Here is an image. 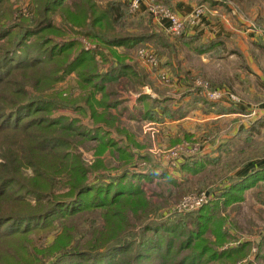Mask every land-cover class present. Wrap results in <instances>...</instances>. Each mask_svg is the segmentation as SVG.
Returning <instances> with one entry per match:
<instances>
[{
    "label": "trees",
    "instance_id": "trees-1",
    "mask_svg": "<svg viewBox=\"0 0 264 264\" xmlns=\"http://www.w3.org/2000/svg\"><path fill=\"white\" fill-rule=\"evenodd\" d=\"M19 1L0 0V264H150L151 258L161 264H234L246 257L247 243L219 251L218 242L209 239L215 234L209 216H219L218 206L202 208L188 222L143 225L151 218L145 212L142 228L133 233L128 213L136 209L127 207L144 203L147 211L155 206L141 199L132 182L152 174H133L123 161L121 174L96 184L89 176L106 166L89 168L77 154L74 135L118 146L110 132L115 125L108 119V85L136 70L117 48H135L156 36L125 33L128 12L121 1L32 0L35 14L13 22ZM57 15L67 30L54 23ZM81 36L107 49L116 65L104 51L86 50ZM107 65L111 70L105 72ZM72 75L79 79L80 94L64 97L56 88ZM60 109L93 117L95 123L87 128L79 118L59 114ZM149 112L155 113L153 108ZM118 149L128 153L127 147ZM260 182L264 169L236 180L223 196L238 199ZM96 216H104V223L98 224ZM89 224L90 232L83 233ZM221 227L218 240H228ZM58 230L50 245H40ZM188 249L191 253L181 257ZM263 250L264 239L259 255Z\"/></svg>",
    "mask_w": 264,
    "mask_h": 264
},
{
    "label": "rangeland",
    "instance_id": "rangeland-1",
    "mask_svg": "<svg viewBox=\"0 0 264 264\" xmlns=\"http://www.w3.org/2000/svg\"><path fill=\"white\" fill-rule=\"evenodd\" d=\"M97 1L101 5L123 2L128 12L125 28L122 27L125 33H150L156 38L135 48H117L136 70V74L108 85L109 107L105 105L109 108L108 119L115 125L110 132L118 146L109 141L103 143L79 135L73 137L77 154L86 166L94 168L99 163L103 168L106 166L104 171L92 172L90 181L108 183L111 176L121 174V164L126 161L124 165L129 164L131 173L152 174L132 182L140 188L141 199L155 206H150L147 211L141 207L144 203H132L127 207L136 209L128 213L133 233L152 221L188 222L202 208L218 206L219 216H209L214 211L207 214L215 227V234L209 239L218 242L219 251L238 249L245 243L250 245L246 257L234 264H264V250L259 255V244L264 239V182L240 194L238 199L228 201L223 196L236 180L264 169V55H258L256 48L264 49V45L252 44L250 60L243 56L224 57L226 49H218L217 39L236 41L232 46L244 41L238 36L227 38L222 33L221 37L212 39L210 29L201 27L204 18L212 17L210 0H194L192 11L184 16L174 7L176 0L168 3L150 0L169 8L184 22L185 28L179 34H172L168 19L158 20L147 5L132 14L129 12L131 0ZM219 1L229 6L232 17H247L246 8L250 7L233 0ZM15 7L17 12L13 22L35 14L32 0H20ZM198 9L203 10L200 17H196ZM226 14L230 16L228 12ZM245 19L250 22L255 36L264 42V17ZM53 20L57 26L68 29L59 15ZM67 36L73 38L71 33ZM80 40L86 50H102L111 58L107 49L88 38L81 36ZM141 47L153 54L154 65L144 64L139 58ZM97 59L102 63L100 56ZM111 61L116 65L114 57ZM110 70V65L103 66V71ZM78 81V77L72 75L56 89L64 97H76L80 94ZM212 93H219L223 98L212 99ZM98 99L102 100L101 93ZM152 108L155 113L151 114ZM58 113L79 118L87 128L95 123L93 117L81 116L71 109H60ZM120 147L125 150L127 147L128 153L120 154ZM28 175L33 172L29 170ZM145 212L151 218L144 220ZM96 217L100 219L98 224L104 223V216ZM220 224L223 232L229 235L228 240H218L216 233ZM90 226L85 225L83 233L90 232ZM189 227L192 228V224ZM60 234L61 230H58L38 244L50 245ZM179 240H185V237ZM190 253L189 249L185 250L181 257ZM223 262L211 260L200 264ZM146 263L161 264V261L151 258Z\"/></svg>",
    "mask_w": 264,
    "mask_h": 264
},
{
    "label": "crops",
    "instance_id": "crops-1",
    "mask_svg": "<svg viewBox=\"0 0 264 264\" xmlns=\"http://www.w3.org/2000/svg\"><path fill=\"white\" fill-rule=\"evenodd\" d=\"M194 0H176L175 5L173 1V5L178 11V13L181 16L188 15L192 11L193 2ZM235 3L239 5H246V15L248 19L250 20H260L262 17H264V0H255V3H251L252 0H233ZM211 3L213 5L211 15L212 17L204 18L202 22V26H206V28L210 29L211 38L215 39V36H218L217 38L221 37V33L227 35V38H231L232 36H238L243 43L240 44L238 41L237 45L232 46L236 43V41H227L224 39H217L218 40V49L224 48L226 49V56L229 57V59L239 56L240 58L243 56L247 58V60H250V54H251V48L252 44L264 45V42L260 39H258L253 30H251V24L248 20L245 18L247 17H232L230 14V8L226 4H222L219 0H211ZM262 8V9H261ZM230 16L226 14V12ZM201 32H203L201 30ZM203 34H205L203 32ZM248 43V45H247ZM217 48V46H215ZM258 51V55H264V49L256 47ZM225 59V58H224ZM248 67V66H247ZM260 76V74H259ZM131 103V102H130ZM160 174V172H158Z\"/></svg>",
    "mask_w": 264,
    "mask_h": 264
},
{
    "label": "built area",
    "instance_id": "built-area-1",
    "mask_svg": "<svg viewBox=\"0 0 264 264\" xmlns=\"http://www.w3.org/2000/svg\"><path fill=\"white\" fill-rule=\"evenodd\" d=\"M142 5H147L148 10L158 19H168L170 23V31L172 34H179L182 32L185 28L184 22L178 18L177 15H175L169 8L154 4L153 1L150 0H131L130 1V9L129 12L132 14H136L140 11ZM203 10L198 9L196 12V17H200ZM138 56L141 58L142 62L149 65H154V57L153 54L150 52H147L145 48H139L138 49ZM147 66V65H146ZM213 94V93H212ZM211 94V98L215 100L222 99V95L219 93H214L213 96ZM201 205V204H200Z\"/></svg>",
    "mask_w": 264,
    "mask_h": 264
}]
</instances>
